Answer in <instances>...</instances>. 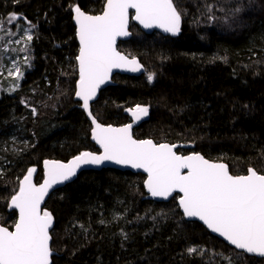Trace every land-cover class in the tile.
<instances>
[{
  "label": "trees",
  "instance_id": "trees-1",
  "mask_svg": "<svg viewBox=\"0 0 264 264\" xmlns=\"http://www.w3.org/2000/svg\"><path fill=\"white\" fill-rule=\"evenodd\" d=\"M177 2L185 14L175 36L146 34L130 24V38L117 48L138 58L144 71L139 77L114 76L92 104V114L104 125L120 126L130 121L126 109L148 106L147 120L133 130L136 139L188 145L177 152L195 151L224 162L233 175L246 174L249 166L264 171V0ZM104 3L0 0V22L17 13L36 25L30 43L33 68L18 87L16 79L0 72L4 227L12 229L16 221L10 198L29 168L36 169L38 184L45 160L98 152L90 140V122L74 100L78 46L70 6L98 14ZM208 5H213L212 13ZM237 7L242 11L234 12ZM23 22L18 19L11 31L22 33ZM149 72L155 73L152 83ZM144 179L131 172L85 171L54 191L43 207L54 218L52 264H228L212 253H223L233 264H264L263 258L234 250L199 223L185 221L177 196L167 203L147 200ZM191 245L202 246L205 255L188 256L185 250Z\"/></svg>",
  "mask_w": 264,
  "mask_h": 264
},
{
  "label": "snow or ice",
  "instance_id": "snow-or-ice-1",
  "mask_svg": "<svg viewBox=\"0 0 264 264\" xmlns=\"http://www.w3.org/2000/svg\"><path fill=\"white\" fill-rule=\"evenodd\" d=\"M70 7L79 41L75 58L79 71L75 96L83 101L82 107L93 125L92 138L102 152L83 151L67 163L45 160V179L39 186L32 182L36 169H28L23 180L18 181V191L10 198L9 208L18 210L14 230L0 226V264H51L50 229L54 218L49 211L41 209L42 202L50 189L71 180L82 166H98L109 161L142 169L147 174L144 186L152 197L167 199L173 193L182 194L178 207L184 218L199 220L235 249L264 258V171L249 166L246 174L233 175L225 163L209 160L201 153L193 151L181 155L174 151L176 145L134 139L132 124L118 128L103 126L90 111V101L96 97L100 85L108 81L114 68H127L132 72L142 68L136 58L129 59L115 47L117 37L129 35V9L135 10L131 19L145 29L156 27L175 36L181 30L185 14L177 0H106L99 15L86 14L78 5ZM207 11L212 13L213 5H208ZM220 11L224 9L220 8ZM240 11L241 7L234 9L236 13ZM20 18L29 25L24 31L30 33L35 25L23 14L10 13L8 22ZM209 19L217 17L209 15ZM26 39L31 42L33 36L27 34ZM9 74L17 78L23 75L19 68ZM154 77L155 73L149 72L148 82L152 83ZM21 103L26 102L22 100ZM126 111L131 113L134 121L149 115L148 106L136 105ZM32 113L36 115L37 109L32 108ZM121 234L127 239L126 233ZM185 251L190 257L205 255V249L199 245H191ZM212 255L233 264L232 259L224 257L223 253Z\"/></svg>",
  "mask_w": 264,
  "mask_h": 264
},
{
  "label": "water",
  "instance_id": "water-1",
  "mask_svg": "<svg viewBox=\"0 0 264 264\" xmlns=\"http://www.w3.org/2000/svg\"><path fill=\"white\" fill-rule=\"evenodd\" d=\"M105 3H106V0H105ZM105 3H104V5H105ZM103 8H104V6H103ZM102 11H103V9H102ZM102 11H101L100 13H98V14H90V15H99V14L102 13ZM85 13H86V12H85ZM129 13H130L129 24H128V32H129V35H128V36H125V37H117L116 45H115L116 50H117L118 52H120L122 55H125L126 57H128L129 59H131V58H133V57H129V56H127L126 54H124L123 52L119 51L118 48H117V46H118V44H119L120 42L125 41V40H127L128 38H130L129 27H130V24H131V23H133L134 25H136V26L139 28V30H141L143 33H146V34H151V33H153V32H158V33H160V34H162V35H170V36H173L171 33H166V32H164V31H163L162 29H160V28L153 27V28H150V29H145L141 24H139V22H137V21L131 19V16H134V15H135V10H134V9H129ZM86 14H89V13H86ZM73 17H74V13L72 12V24H73V26H74V28H75V39H76V43H77L78 50H79V41H78V38H77V36H76V29H77V26H76V24H75V22H74ZM77 55H78V53H77ZM134 58H136V57H134ZM136 60L140 63V61L138 60V58H136ZM140 64H141V63H140ZM76 65H77V73H78V79H79V71H78V64H77V61H76ZM141 65H142V64H141ZM143 71H144V70H143V66H142L141 70H140V71H137V72H132V71L128 70L127 68H114V69L112 70L111 74H110V77H109L108 81H106L104 84L100 85L99 89H97V95H96V97H94L93 100L90 101V111H91V106H92V104L98 99L100 92L103 91V90H105L106 88H108L109 86L112 85V79H113L114 76L119 75V76L139 77V76L143 73ZM76 85H77V83H76ZM75 91H76V88H75ZM74 100L80 103V109L84 112V114H85L87 120L90 122L91 129H92L93 125H92V123H91V119H90V117H89L88 114L84 111V109H83V107H82L83 101L80 100L78 97H76L75 94H74ZM125 114H126L127 117L129 118L130 122H128V123H126V124H123V125H120V126H114V125H111V126H112V127H117V128H118V127H122V126L127 125V124H132L131 132H132V135H133V130H134L135 128L139 127L142 123H144V122L147 120V116H146V117H143L140 121H134V120H133V117H132V115H131L130 112L125 111ZM99 123H100V122H99ZM100 124H102V123H100ZM102 125H103V126H109V125H104V124H102ZM133 138L136 139L134 136H133ZM90 140H91V142H93V143L95 144V146H96L97 149H98V152H93V153L100 154V153L102 152V149H101L100 146L96 143V141L92 138V132H91V130H90ZM138 140H143V139H138ZM164 143H166V142H164ZM168 144H170V143H168ZM170 145H176V146H177V147L174 149V151H176V152H177L178 149H188V148H189L188 145H184V144H181V143H174V144H170ZM89 152H91V151H89ZM177 153H178V152H177ZM178 154H181V153H178ZM188 154H190V153H188ZM188 154H185V155H188ZM181 155H184V154H181ZM75 156H76V155H75ZM73 157H74V156H73ZM73 157H71V158L68 159L67 161H60V162H62V163H67V162L70 161ZM50 161H58V160H50ZM222 163H224V162H222ZM225 164H226V163H225ZM226 165H227V164H226ZM227 166H228V165H227ZM100 170H111V171H118V172H131V173H134V174H141V175H143V176L145 177L144 181L147 179V174L144 173L142 169H134V168H132L130 165H117V164H115L114 162H110V161H109V162H104L103 164L98 165V166H97V165H87V166H82L81 169H78V170H77V175H76L75 177H73L71 180H69V181H65V182H63L62 184L55 185V186L53 187V189H50L49 194L45 197L44 201H43L42 204H41V209L43 210V207H44L46 201L48 200V198L51 196V194H52L54 191H56V190L62 188V187H63L64 185H66L67 183L72 182V181H73V180H74V179H75V178H76L81 172H85V171H100ZM42 175H43V176H42V180H41V182L38 183V184H36L35 181H34V177H35V172H34V173H33V177H32V182H33L35 185H37V186H39L40 184L43 183V181H44V179H45V168H44V162H43V164H42ZM23 178H24V177H23ZM23 178H22L21 180H23ZM143 187H144V191H145V194H146L145 198H146L147 200L152 201V202H155V203H167V202L170 201L173 197L177 196L176 203H177V205H178V199H179V196L182 195V194H179V193H173L172 196L169 197V198H167V199H164V198H161V197H152V196L150 195V193H148L147 189L145 188V186H144V182H143ZM178 208H179V207H178ZM10 210H13V211L16 212V220H17V219H18V210H14V209H10ZM179 210H180V213H181L182 216H183L182 210H181V209H179ZM183 219H184L185 221H188V222H197V223H199V224L202 225V226H203V227H204V228H205V229H206V230H207L212 236H214V237H216L217 239L221 240L222 242H224L226 245H228L229 247L233 248L234 250H236V251H238V252H240V253H243L241 250H237V249L234 248V246L229 245V244L227 243V241H225V240H224L222 237H220L218 234H216V233H212L209 229H207V227H206L205 225H203V223H202L201 221H199V220H192V221H190V220H187V219L184 218V217H183ZM53 225H54V223H53ZM0 226H2V225H0ZM13 226H14V225H13ZM3 227H4V226H3ZM52 229H53V227L50 229V233H51ZM9 230H14V227H12V229H9ZM243 254H245V255H247V256H250V257L260 258V257L254 256V255H251V254H247V253H243ZM52 255H53V253H52ZM51 257H52V256H51ZM263 259H264V258H263ZM50 260H51V264H52V259L50 258Z\"/></svg>",
  "mask_w": 264,
  "mask_h": 264
},
{
  "label": "rangeland",
  "instance_id": "rangeland-1",
  "mask_svg": "<svg viewBox=\"0 0 264 264\" xmlns=\"http://www.w3.org/2000/svg\"><path fill=\"white\" fill-rule=\"evenodd\" d=\"M15 22L9 23L7 20L4 23L3 21L0 22V49L4 51L2 58L0 57V72H3L1 75L5 77L16 79V85H18L26 71L33 68V52L30 49L31 42L27 41L26 36L27 34L33 36V30L36 28V25L31 22L32 25H35V28L31 29L30 33H26L24 29L29 28V25L24 20L22 23V33L19 32L18 35L16 28L14 31H11V25H14ZM17 40L20 43H16ZM17 44L21 46L19 49L15 47ZM21 49L25 50L21 51ZM5 68L7 70H4ZM16 68H19L20 72L23 73L19 78L9 74L10 72L15 73ZM10 88L8 87L6 90H12Z\"/></svg>",
  "mask_w": 264,
  "mask_h": 264
},
{
  "label": "bare ground",
  "instance_id": "bare-ground-1",
  "mask_svg": "<svg viewBox=\"0 0 264 264\" xmlns=\"http://www.w3.org/2000/svg\"><path fill=\"white\" fill-rule=\"evenodd\" d=\"M98 121V120H97ZM99 122V121H98ZM130 122V121H129Z\"/></svg>",
  "mask_w": 264,
  "mask_h": 264
}]
</instances>
